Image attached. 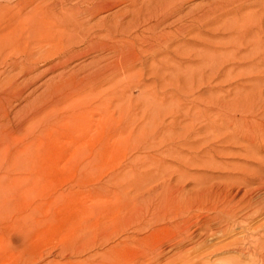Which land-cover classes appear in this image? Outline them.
Returning <instances> with one entry per match:
<instances>
[{
	"label": "rangeland",
	"instance_id": "374dc122",
	"mask_svg": "<svg viewBox=\"0 0 264 264\" xmlns=\"http://www.w3.org/2000/svg\"><path fill=\"white\" fill-rule=\"evenodd\" d=\"M30 1L0 0V5L13 3L12 9L0 10V48H5L0 49V93L13 95L9 103L0 99V131L5 139L8 135L12 136V143H15L13 149L24 140L31 141L37 137L46 143L36 144L29 154L15 162L12 170L9 169L15 178V192L11 197L14 202V229L11 244L0 246V264H228L230 260L238 261L234 252L238 248L249 249L255 264H264V143H254L253 138L235 133V139L218 142L219 137L209 138L203 127H206L209 118L216 117L211 114V117L202 118L197 110L200 112L204 107L207 83L203 84V80L197 86L195 81L198 76L193 74L201 71L203 44L204 40L212 38L207 34L212 27L206 30V24L199 22L201 20L196 15L207 10L213 0H164L166 3L163 6L157 5L158 26L154 32L160 40L150 50L144 49L147 48V41L142 44L132 37L136 32L146 36L150 34L143 29L146 27L142 22L134 28L128 27L126 33L115 36L106 33L105 24L118 21L123 13L130 10L131 0H106L111 9L92 13L85 9H92L98 0ZM254 1L246 0L236 16L251 17L252 11L259 15L260 5L252 3ZM163 15L166 18L164 22ZM192 16L196 17V22ZM233 16L226 15L219 24ZM126 19L128 17L123 22ZM263 21L264 18L262 27ZM191 24L193 26L189 28ZM177 26H187L188 29L185 27L184 30L188 32L177 34L180 28ZM36 31L45 36L37 34V38ZM111 36L115 39L112 40ZM132 43L135 49H131ZM33 45L35 47H31ZM23 49L33 53V69L26 75L19 72L22 66L13 68L9 65L12 60L25 62ZM138 53L140 57H136ZM120 57H132L123 64L130 65L129 69H122L121 64L115 62ZM143 57L146 65L141 63ZM154 68H157V73ZM180 71L188 73L183 75ZM11 82H14V89L9 87ZM123 83H129L128 87ZM122 86L131 89L123 97L119 95V87ZM86 94L95 97L93 104L85 108L75 106L76 97L80 99ZM146 96L157 106L167 103L165 108L177 101L174 105L186 108V112H179L177 116L174 112L166 114L164 122H157L160 127L149 125L139 113ZM64 98L67 101L72 99V103L65 104ZM173 98L176 100H171ZM201 99L205 100L203 105ZM62 103L65 105L62 106ZM119 104L122 108L117 109ZM135 105L138 109L133 107ZM126 106L136 109L134 114L130 113L136 121L130 117L128 122V118H116L117 110ZM106 111L113 115L108 113L111 117H105ZM52 112L55 114L51 115ZM186 114L190 117H185ZM34 116L38 117L33 119ZM44 116L47 118L44 119ZM173 116L181 120V126L175 123L176 127L174 122V125L170 124ZM81 121L87 125L91 122L88 125L90 130L86 131L87 126L82 133ZM141 122L146 126L143 136L139 131ZM122 125L126 129L123 134L126 140L123 139L122 145L110 154H96L113 131H118ZM75 130L81 133L77 134ZM170 131L174 139L172 135L166 136L165 133ZM72 132L73 139L76 137L74 140L70 137ZM175 132L181 135L176 136ZM150 137L154 138L151 142ZM117 138L113 136L108 144L114 143ZM178 142H182L179 146L181 150L176 146ZM169 148L174 153H169ZM4 161V157L0 158V176L5 175ZM139 176L143 184L136 186ZM151 188L154 192L147 198ZM128 194L139 205L143 202L139 214L127 209L125 202ZM137 238H142V241L137 243Z\"/></svg>",
	"mask_w": 264,
	"mask_h": 264
},
{
	"label": "bare ground",
	"instance_id": "6f19581e",
	"mask_svg": "<svg viewBox=\"0 0 264 264\" xmlns=\"http://www.w3.org/2000/svg\"><path fill=\"white\" fill-rule=\"evenodd\" d=\"M13 1V0H12ZM32 1V0H31ZM30 1V2H31ZM158 0H131L129 6L131 7L130 10L126 11L123 16L122 14V17L118 19V21L116 22H113V20L109 23H106L105 24V29H106V33L107 34H113L114 36L117 35V33H126V29L129 27H133L135 25H140V23L142 22V25L146 28H143L144 30H147L150 32V34L148 36L146 35H143L141 33H138L136 32L135 33V30L133 34L134 36H132L136 41H140L142 44L143 42H146L147 43L145 44L147 48H144L145 50L148 49L150 50L153 46L156 45L157 43V40H160V39H157L159 36H157V34L154 32V28L157 27V5H159L160 7L163 6L164 3H166L164 0L162 1H158ZM215 0L212 1L211 4H209L208 6V9L205 10V11H201L200 14L196 15L197 19L200 18L201 21L199 22H202L204 24H206L205 28L207 27L206 30H208L210 27H212V30H209L208 31V36L210 35V37L212 38H209L207 39L206 41L204 40V44H203V49H202V61H203V66L201 68V71L198 70V74L194 73L193 75H197L195 76L197 79V81H195L197 84V86L200 85V82H202L203 80V84L204 82L207 83V94H206V101L205 100H202V105L204 103V107L203 109H200L201 111L199 112V109L198 110V113L201 114V117L202 116H208L210 115L211 117V114H212V117H214L213 115H215V119H211L209 118V122L208 125L206 123V127H203V130L206 129L207 133H208V136H210L209 138L213 137V138H218V142L219 141H224V140H228V139H235L236 137L234 136L235 134H241L242 136L246 137V138H253L254 139V143H264V27L263 26V23H262V19L264 18V0H256L252 3H256V4H259L260 5V9H259V12L260 14L259 15H256V11H252L253 12V15H251V17H246V16H243L242 14V17H238L236 16L237 14H239V12L243 9V5L245 3L246 0ZM251 1V0H250ZM253 1V0H252ZM96 3V2H95ZM13 4V3H12ZM12 4H7L5 5L3 3V5H0V10H6V9H12L10 7H12L13 5ZM168 5V4H167ZM175 5V4H174ZM173 5V7H174ZM248 5V4H246ZM258 5V7H259ZM34 6V5H33ZM177 5H175L176 7ZM245 6V5H244ZM249 6H250V3H249ZM172 7V8H173ZM178 7V6H177ZM248 7V6H246ZM41 8V7H40ZM111 9L112 6L106 1V0H98L97 1V4L92 7V9L90 8H86L85 10L86 11H91L90 13L92 12H102V11H106L108 9ZM38 9V8H37ZM94 9V10H93ZM84 10V11H85ZM170 10V9H168ZM174 10V9H173ZM201 10V9H200ZM204 10V9H203ZM248 10V8H247ZM32 11V9L30 10ZM172 11V9H171ZM177 11V10H176ZM197 11V10H196ZM111 12V11H110ZM160 12V11H159ZM258 12V13H259ZM3 13V12H2ZM45 13V12H44ZM85 13V12H84ZM88 13V12H87ZM167 13V12H166ZM165 13V14H166ZM178 13V12H177ZM245 13V11H244ZM29 16H30V12L28 13ZM36 14V13H35ZM43 14V13H42ZM46 14V13H45ZM96 14V13H95ZM115 14V13H114ZM113 14V15H114ZM169 14V13H168ZM172 14V12H171ZM195 14V13H194ZM229 14H234L235 16H233L232 18H228L227 21H225L226 19L224 18V21L221 25L219 24L221 19L223 17H225L226 15L228 16ZM252 14V13H251ZM40 15V14H39ZM87 15V14H86ZM92 15V14H91ZM174 15V14H173ZM172 15V16H173ZM249 15V14H247ZM13 15H11L12 17ZM26 16V14H25ZM111 16V15H110ZM109 16V17H110ZM14 17V16H13ZM28 17V15H27ZM31 17V16H30ZM45 17V16H44ZM89 17V16H88ZM91 17V16H90ZM89 17V18H90ZM120 17V16H119ZM125 17H128V19L125 20V22H123L124 18ZM162 17H164L162 19V21L165 18V16L163 15ZM167 17V16H166ZM193 17V16H192ZM195 17V19H196ZM112 18V17H111ZM116 18V17H115ZM191 19V17H189ZM40 19V18H39ZM44 19V18H42ZM109 19V18H108ZM114 19V18H113ZM117 19V18H116ZM115 19V20H116ZM194 17H193V20H195ZM196 19V20H197ZM88 20V18L86 19ZM85 20V21H86ZM183 20V19H182ZM195 20V22H196ZM40 21V20H39ZM105 21V20H104ZM187 21V19H186ZM189 21V20H188ZM192 21V20H191ZM164 22V21H163ZM264 22V21H263ZM39 23H42V20L39 22ZM180 23V22H179ZM184 23V22H183ZM183 23L181 24V26L183 25ZM10 24V23H9ZM98 24V23H97ZM189 24V23H188ZM170 25V24H169ZM184 25H186V23H184ZM217 25V26H216ZM181 26H177L179 29H177L178 33L177 34H184L186 31L184 30L185 27L187 26H184V27H181ZM193 26V24L190 25L189 28H191ZM216 26V27H214ZM102 27V26H101ZM168 27V26H167ZM202 27V26H201ZM209 27V28H208ZM70 28V27H69ZM100 28V27H99ZM195 28V27H194ZM36 29V28H35ZM71 29V28H70ZM82 29H84L82 27ZM87 29V28H86ZM101 29V28H100ZM142 29V30H143ZM175 29V28H174ZM188 29V27L186 28V30ZM38 30V29H36ZM67 30V29H66ZM102 30V29H101ZM143 30V31H144ZM176 30V29H175ZM192 30V29H191ZM190 30V31H191ZM205 30V31H206ZM40 31V29L38 30ZM38 31H36V37H37V34H40L41 33H38ZM68 31V30H67ZM73 31V30H71ZM189 31V32H190ZM198 31H201L200 29ZM9 32V31H8ZM129 34H130V30L128 31ZM142 32V31H141ZM188 32V31H187ZM186 32V33H187ZM44 33V32H43ZM72 33V32H71ZM75 33V32H74ZM77 33V32H76ZM145 33V32H144ZM148 33V32H147ZM168 34V32H166ZM205 33V32H204ZM48 34V33H47ZM81 34V33H80ZM104 34V33H103ZM102 34V35H103ZM128 34V33H127ZM200 33H198L199 35ZM203 34V33H201ZM200 34V35H201ZM44 35V34H43ZM41 35V36H43ZM90 35V34H89ZM92 35V34H91ZM101 35V36H102ZM112 35V36H113ZM126 35V34H125ZM171 36L173 34H170ZM179 35V37H180ZM197 35V36H198ZM4 36V35H3ZM45 36V35H44ZM94 36V35H93ZM96 36V35H95ZM111 36V37H112ZM128 36V35H127ZM131 36V35H130ZM174 36V35H173ZM32 37V36H31ZM30 37V39H31ZM35 37V38H36ZM39 37V36H38ZM37 37V38H38ZM84 37V36H83ZM105 37H107L105 35ZM117 37V36H116ZM121 37V36H120ZM2 38V37H1ZM101 38V37H99ZM108 38H110V36H108ZM130 38V37H129ZM128 38V40H129ZM132 38V39H133ZM102 39H103V36H102ZM111 39V38H110ZM115 39L114 37H112V40ZM117 39V38H116ZM90 40V39H89ZM118 40V39H117ZM126 40V39H125ZM200 40V39H199ZM3 43H4V40H2ZM6 41V40H5ZM120 41V40H119ZM133 41V40H131ZM27 42V41H26ZM25 42V43H26ZM109 42V41H107ZM118 42V41H117ZM18 43V42H17ZM114 44V42H111ZM124 43V42H123ZM197 44H200L199 42H196ZM140 44V43H139ZM202 44V42H201ZM3 45V44H2ZM112 45V44H111ZM110 45V46H111ZM167 45V44H166ZM11 46V44H10ZM14 46V45H13ZM133 46V43L132 45L130 44V47L131 49L135 47H132ZM139 46V45H137ZM136 46V47H137ZM143 46V45H142ZM141 46V47H142ZM4 47V45H3ZM22 47V46H21ZM31 47H35V45L31 46ZM19 48V47H18ZM113 48V47H112ZM126 48V47H125ZM143 48V47H142ZM1 49V48H0ZM5 48H2L1 50H3ZM10 51H11V48H9ZM122 49V48H121ZM124 49V47H123ZM179 49V48H178ZM199 49V48H198ZM114 50V49H113ZM141 50V48H140ZM138 49V51H140ZM163 50V49H162ZM14 51V50H13ZM16 51V49H15ZM24 51V49H23ZM32 51V50H31ZM120 51V50H119ZM133 51V50H132ZM165 51V50H164ZM199 51V50H198ZM134 52V51H133ZM141 52V51H140ZM147 52V51H146ZM150 52V51H149ZM1 53V52H0ZM116 53V52H115ZM119 53V52H117ZM130 53V52H129ZM144 53V52H143ZM154 53V52H153ZM199 53V52H198ZM201 53V51H200ZM3 54V52H2ZM4 54H6V52L4 51ZM17 54V53H16ZM111 54V53H110ZM132 54V53H130ZM137 54V53H136ZM135 54V55H136ZM25 59H24V63H18L17 61L15 60H12L10 61V66H12L13 68H16L18 65L19 66H22L21 69H20V74L22 75H26L27 73H29L32 69H33V65L31 64L32 62V57H33V53L32 52H29V51H24L23 53ZM114 55V54H113ZM117 55V54H116ZM133 55V56H135ZM139 55V56H138ZM138 55L136 57H140V54L138 53ZM153 55V54H152ZM155 55V54H154ZM153 55V56H154ZM165 55V54H164ZM163 55V56H164ZM122 56V55H121ZM146 56V55H144ZM195 56V54H194ZM193 56V57H194ZM197 56V55H196ZM1 57V55H0ZM23 57V56H22ZM150 57V56H149ZM41 58V57H40ZM72 58V56H71ZM132 57H130L131 59ZM144 60H142V65H146L145 64V57H143ZM147 58V57H146ZM156 58V57H155ZM199 58V57H198ZM64 60L66 58H63ZM68 59V58H67ZM129 58L125 59V57H120L117 61L115 62H119L121 64V68H126L129 69L130 68V65L127 66V64H125V66H123L124 63H126V61L128 60ZM129 59V60H130ZM136 59V58H135ZM140 59V58H138ZM137 59V60H138ZM166 59V58H165ZM168 59V57H167ZM170 59V58H169ZM70 60V58L68 59ZM132 60V59H131ZM141 60V59H140ZM154 60V59H153ZM196 60V59H195ZM134 61V60H133ZM190 61V60H189ZM194 61V60H193ZM61 62V61H60ZM67 62V61H66ZM65 62V63H66ZM139 62V61H137ZM147 62V61H146ZM161 62V60H160ZM164 62V61H163ZM181 62V61H180ZM184 62V61H183ZM195 62V61H194ZM200 62V61H199ZM56 63V62H55ZM55 63H53L55 65ZM117 64V65H120V64ZM140 63V62H139ZM166 63V62H165ZM168 63V62H167ZM185 63V62H184ZM191 63V62H189ZM198 63V62H197ZM202 63V62H201ZM62 64V63H60ZM59 64V65H60ZM64 64V62H63ZM111 64V63H110ZM154 64V62H153ZM199 64V63H198ZM104 65V64H103ZM116 65V64H115ZM134 65V64H133ZM105 66H106V63H105ZM110 66V65H109ZM148 66V65H147ZM150 66V65H149ZM152 66V65H151ZM164 66V65H163ZM162 66V67H163ZM35 67V66H34ZM99 67V66H98ZM112 67V66H111ZM110 67V68H111ZM135 67V66H134ZM146 67V66H145ZM198 67V65H197ZM201 67V66H200ZM94 68V67H93ZM118 68V67H115V69ZM144 68V66H143ZM50 69V68H49ZM100 69V68H99ZM121 69V70H122ZM188 69V68H187ZM186 69V70H187ZM94 70V69H93ZM105 70V69H104ZM111 70V69H110ZM118 70V69H116ZM120 70V69H119ZM149 70V69H148ZM184 70V69H183ZM193 70H195L193 68ZM123 71V70H122ZM121 71V72H122ZM144 71V70H143ZM92 72V71H91ZM98 72V70H97ZM96 72V73H97ZM119 72V73H121ZM137 72H140V71H137ZM154 72L157 73V68H154ZM175 71H173V74H174ZM183 71H180V74H183L181 73ZM87 73V72H86ZM176 73H179V71H176ZM188 72H186L187 74ZM88 74V73H87ZM86 74V75H87ZM95 74V73H93ZM92 74V75H93ZM117 74V73H116ZM186 74H183V75H186ZM58 75V74H57ZM91 75V74H90ZM104 75V74H102ZM101 75V76H102ZM113 75V74H112ZM146 75V74H145ZM16 76V75H15ZM59 76V75H58ZM62 76V75H61ZM88 76V75H87ZM109 76V75H108ZM111 76V74H110ZM174 76V75H173ZM179 76V75H178ZM189 76V75H188ZM37 77V76H36ZM60 77V76H59ZM59 77L57 79H59ZM162 77V76H161ZM83 78V77H82ZM86 78V77H85ZM91 78V76H90ZM101 78V77H100ZM109 78V77H108ZM143 78V77H142ZM166 78V77H165ZM168 78H172L171 77H168ZM174 78V77H173ZM179 78V77H178ZM35 79L32 78V80ZM88 79V77H87ZM195 79V78H194ZM56 80V79H55ZM60 80V79H59ZM84 80V79H83ZM115 80V79H114ZM149 80V79H148ZM160 80V79H159ZM14 81V80H13ZM30 81V80H29ZM119 81V80H118ZM117 81V82H118ZM122 81V79L120 80ZM97 82V81H96ZM107 82V81H105ZM116 82V81H115ZM114 82V83H115ZM116 82V83H117ZM195 82H193L195 84ZM29 82H27L28 84ZM49 83H50V80H49ZM90 82H88L87 84H89ZM95 83V82H94ZM101 83V82H99ZM113 83V81H112ZM131 83V82H130ZM51 84V83H50ZM81 84V83H80ZM93 84V83H92ZM104 84V83H103ZM109 84V82L107 83ZM124 85H128V84H125L123 83ZM173 84V83H172ZM193 84V85H194ZM202 84V83H201ZM14 82H11L9 84V87L13 88L14 86ZM25 86V84H23ZM22 85V86H23ZM29 85V84H28ZM53 85V84H52ZM51 85V86H52ZM83 85V83H82ZM86 85V84H85ZM85 85L83 87H85ZM122 85V84H121ZM123 85V86H124ZM134 85V84H133ZM140 85V84H139ZM164 85V84H163ZM167 85V83L165 84ZM13 86V87H12ZM47 86V85H46ZM50 86V85H49ZM114 86V85H113ZM119 87L121 88V93L119 91V95L121 97H123L124 93L128 91L129 88H125V87ZM155 86H157V83L155 84ZM168 86V85H167ZM189 86V85H188ZM17 87V86H16ZM48 87V86H47ZM55 87V86H54ZM57 87V86H56ZM82 87V88H83ZM116 87V86H115ZM114 87V88H115ZM130 87V86H129ZM139 87V86H138ZM79 89H81V87L78 86ZM131 88V87H130ZM199 88V87H198ZM14 89V88H13ZM47 89V88H46ZM45 89V90H46ZM50 89V88H49ZM53 89V88H52ZM92 89V88H91ZM94 89V88H93ZM107 89V88H106ZM136 89V88H135ZM179 89V88H178ZM195 89V88H194ZM18 90V89H17ZM51 90V89H50ZM54 90V89H53ZM98 90V89H97ZM96 90V91H97ZM118 90V89H117ZM131 89H129L130 91ZM151 90V89H150ZM157 90V89H156ZM15 91V90H14ZM20 91V90H19ZM18 91V92H19ZM81 91V90H80ZM87 91H89L87 89ZM107 91V90H106ZM12 92V91H11ZM21 92V91H20ZM79 92V91H78ZM77 92V93H78ZM86 92V90L84 91ZM115 92V91H114ZM117 92V91H116ZM156 92V91H154ZM178 92V91H177ZM82 93V92H80ZM79 93V95H80ZM89 93H91L89 91ZM88 93V94H89ZM98 93V92H97ZM96 93V94H97ZM110 93V92H109ZM141 93V92H140ZM167 93V92H166ZM19 94V93H18ZM17 94V95H18ZM83 94V93H82ZM86 94V96L84 95L82 98L79 99V96L76 97L77 100L74 101L75 106L77 105L78 107H89L93 104V102L95 101V97L93 95H88ZM100 96V93H98ZM143 94V93H142ZM160 94V93H159ZM165 94V93H164ZM178 94V93H177ZM197 94V93H196ZM15 95V94H14ZM176 95V94H175ZM70 96V95H69ZM77 96V95H76ZM82 96V95H80ZM97 96V97H98ZM128 96V95H127ZM145 96V94H144ZM178 95H176L177 97ZM13 95H11L9 92H4L3 93H0V99L2 101H5L6 103H9L12 99ZM18 97V96H17ZM66 97V96H65ZM113 97V95H112ZM111 97V98H112ZM141 97V96H140ZM154 97V96H153ZM166 97V96H165ZM203 97V96H202ZM110 98V100H112ZM119 98V97H118ZM118 98H115L114 99H118ZM130 98V97H129ZM170 98V97H169ZM191 98V97H190ZM199 98V97H198ZM65 99V98H64ZM71 99V98H70ZM105 99V98H104ZM139 99V98H138ZM143 99V98H142ZM140 99V101L142 100ZM66 100V99H65ZM103 100V99H102ZM105 100H109V98L105 99ZM104 100V101H105ZM165 100V99H164ZM169 100V99H168ZM171 100H174L171 99ZM176 100V99H175ZM174 100V101H175ZM34 101V100H33ZM33 101H32V104H33ZM64 101V100H63ZM67 101V100H66ZM65 101V104L68 102L69 103H72V99L71 101ZM100 101V100H99ZM103 101V102H104ZM125 101V99H124ZM139 101V103L141 104V102ZM160 101V100H159ZM167 101V100H166ZM165 101V102H166ZM173 101V102H174ZM200 101V100H198ZM111 102V101H110ZM170 102V101H169ZM4 103V102H3ZM99 103V102H98ZM106 103V102H105ZM105 103L104 105H102V108L103 106H105ZM109 103V102H108ZM124 103V102H123ZM156 103V102H155ZM176 105H177V101L175 102ZM174 103V104H175ZM184 103V102H183ZM182 103V104H183ZM192 103V102H190ZM62 103V106L65 105ZM96 104V103H94ZM102 104V102L100 103ZM99 104V105H100ZM131 104V103H130ZM129 104V105H130ZM139 104V105H140ZM163 104V103H162ZM167 104V103H166ZM166 104H163L164 106H162L160 104H154L153 100H150L149 98H147L146 96V101H144V105L141 106L142 108L140 110V114H142V116L145 118V121H147L149 123V125H155L156 127H160V126H157V122H164V118H165V115L166 114H172L174 112V115L176 114L177 116V113L179 112H186L184 111L186 108H181L182 111H180L179 107H177L176 105L174 104H171V105H168L167 108L166 107ZM185 104V103H184ZM183 104V106H184ZM132 105V104H131ZM181 105V103H180ZM201 105V106H202ZM93 106H96V105H93ZM98 106V105H97ZM137 105L133 106L135 108L138 109V106L136 107ZM182 106V105H181ZM182 106V107H183ZM195 106V104H194ZM197 106V105H196ZM71 107V106H70ZM101 107V105H100ZM107 107V105H106ZM113 107V106H112ZM127 108H123L121 110H117V109H120L122 108V105H118V108L117 106L115 108H117V114H116V118H122V119H127L128 117H130V113L132 112L133 113V110L135 108H133L132 106L129 108L128 106H126ZM185 107V106H184ZM56 108V107H55ZM59 108V107H57ZM56 108V109H57ZM64 108V107H63ZM133 108V109H132ZM200 108V107H199ZM66 109V108H65ZM80 109V108H78ZM89 110V108H87ZM86 109V110H87ZM91 109V108H90ZM62 110V109H61ZM60 110V111H61ZM70 110V109H69ZM136 110V109H135ZM189 110V109H188ZM192 110V109H191ZM54 111V110H53ZM77 111V110H76ZM82 111V110H81ZM94 111V110H93ZM99 111V109H98ZM101 111V109H100ZM57 112V111H56ZM64 112V111H63ZM69 112V111H68ZM67 112V113H68ZM90 112V111H89ZM97 112V111H96ZM188 112V111H187ZM74 113V112H73ZM79 114V112H77ZM84 113V112H83ZM108 113L110 112H107L104 113V116L105 117H111L110 115H108ZM189 113H192V111H190ZM197 113V115H198ZM55 113L52 112L51 115H54ZM59 114V112H58ZM86 114V113H85ZM92 114V113H91ZM103 114V113H102ZM111 115H113V113H110ZM134 114V113H133ZM136 114V112H135ZM138 114V115H140ZM184 113H182L183 115ZM193 114V113H192ZM196 114V112H195ZM48 115V114H47ZM57 115V114H56ZM60 115V114H59ZM57 115V116H59ZM70 115V114H69ZM75 115V114H74ZM137 115V116H138ZM179 115V114H178ZM181 115V116H182ZM191 115V114H189ZM103 116V117H104ZM133 116V115H131ZM141 116V115H140ZM176 116L174 117L173 116V120L172 122H170V124H179L181 122V120H177ZM188 114L185 115V117H187ZM199 116V115H198ZM38 116H34L33 119L37 118ZM71 117V116H70ZM79 117V116H78ZM83 118V116H81ZM89 117V116H88ZM87 117V118H88ZM136 117V116H134ZM139 117V116H138ZM137 117V118H138ZM142 117V118H143ZM167 117V116H166ZM190 117V116H188ZM200 117V116H199ZM197 117V118H199ZM200 117V119H201ZM209 117V116H208ZM47 118V116H44V119ZM55 118V116H54ZM90 118V117H89ZM115 118V117H114ZM131 118V117H130ZM141 118V120H142ZM182 118V117H181ZM180 118V119H181ZM196 120H199L197 119ZM203 118V117H202ZM50 119V117H49ZM57 120L60 119V118H56ZM71 119V118H70ZM81 119V118H80ZM79 119V120H80ZM100 119V118H99ZM104 119V118H103ZM133 120V118H131ZM128 118V120H126L127 122L129 120H131ZM186 119V118H185ZM193 119V118H192ZM195 119V117H194ZM193 119V120H194ZM48 120V119H47ZM55 121V119H52ZM51 120V121H52ZM66 120V119H65ZM64 120V121H65ZM105 120V119H104ZM113 121H116L115 119H112ZM124 120V121H125ZM190 120V119H189ZM192 120V121H193ZM195 120V121H196ZM208 121V119H205ZM213 120V121H212ZM113 121L111 123H113ZM133 121H136L133 120ZM191 121V120H190ZM189 121V122H190ZM201 121V120H199ZM204 121V120H203ZM79 122V121H78ZM82 122V121H81ZM88 122V121H87ZM100 122V121H98ZM118 122V121H117ZM194 122V121H193ZM197 122V121H196ZM71 123V122H69ZM80 123V122H79ZM83 124L81 125V130H82V133H83V130L84 128H86L88 125L91 124H86L84 123V121L82 122ZM97 123V121H96ZM110 123V122H109ZM110 123V124H111ZM116 123V122H114ZM169 123V122H168ZM201 123V122H200ZM204 123V122H202ZM109 124V125H110ZM117 124V123H116ZM138 124V123H137ZM163 124V123H161ZM173 124V125H174ZM175 124V126L177 127V125ZM205 124V123H204ZM95 125V124H94ZM98 125V123H97ZM166 126H168L167 124H165ZM182 125V124H181ZM179 124V126H181ZM192 125V124H190ZM194 125H196L194 123ZM193 125V126H194ZM202 125V124H201ZM77 127V125H75ZM100 126H101V123H100ZM105 126V125H104ZM111 126V125H110ZM123 126V125H122ZM118 130V131H113V133L109 136L108 139H106V142L105 144L100 147L97 151H96V154L101 153H106V154H110L113 152V150L116 148V147H120L123 143V139L124 136L123 134L126 132V129H125V126H123ZM163 126V125H162ZM161 126V127H162ZM79 127V126H78ZM90 126H88V128H86V131L87 129H89ZM99 127V126H98ZM132 127H133V123H132ZM135 128L137 126H134ZM186 127H189L190 126L186 125ZM116 128V126H115ZM126 128H127V123H126ZM155 128V127H154ZM168 128V127H166ZM175 128V127H174ZM185 128V126H184ZM189 128H185L187 129V131L189 130ZM194 128V127H193ZM201 128V126H200ZM205 128V129H204ZM71 129H77V128H71ZM69 129V130H71ZM107 129V127H106ZM104 128V130H106ZM157 129V128H156ZM184 129V131H185ZM230 129V130H229ZM1 130V129H0ZM46 130H48V128L46 127ZM79 130V129H77ZM90 130V129H89ZM88 130V131H89ZM115 130V129H114ZM161 130V129H160ZM179 130V128H178ZM233 130V131H232ZM76 131V130H75ZM101 131V130H100ZM111 131V130H109ZM139 131H140V135L143 136V133L146 131V126H145V123L139 125ZM166 131V129H165ZM175 131H177L175 129ZM181 131V129H180ZM183 131V130H182ZM181 131V132H182ZM191 131V130H190ZM232 131V132H230ZM21 132V130H20ZM19 132V133H20ZM62 132H65V130H62ZM95 132V131H94ZM97 132V131H96ZM105 132V131H104ZM107 132V131H106ZM154 132V131H153ZM164 132V131H162ZM2 132L0 131V158H3L4 157V163H5V171H4V176L1 175L0 176V239L2 238V242L0 241V246L3 247L5 245H10L11 243V233H13V229H14V221H13V217H12V209H13V205H14V202L13 200L11 199L12 195L14 194L15 192V178L12 177V175L14 174H11V170L14 168V164L15 162L18 160V159H21L23 157H25L27 154H29L32 149L34 148V146H37L36 144L38 143H46L44 141V139H41L39 137L37 138H34L32 139L31 141H27V140H24V142L17 148L13 149V146L15 143H12L13 141V138L12 136L9 137L10 135H8L5 138H3ZM10 133V132H9ZM73 133L72 132V135H70V137L73 136ZM77 133V131H76ZM75 133V134H76ZM81 132L77 133V134H80ZM147 133V132H146ZM145 133V134H146ZM176 133V132H175ZM174 133V134H175ZM186 133V132H185ZM235 133V134H233ZM8 134V133H7ZM51 134V133H50ZM48 134V135H50ZM63 134V133H62ZM61 134V135H62ZM67 134V133H66ZM74 134V136H75ZM76 134V135H77ZM88 134V133H86ZM150 134V132H149ZM166 136H170L173 134L172 131H170L169 134L165 133ZM177 134V135H176ZM175 135L178 136L179 134L176 133ZM190 134V133H189ZM60 135V134H59ZM99 135V134H98ZM151 135V134H150ZM181 135V134H180ZM207 135V134H206ZM58 136V134H57ZM66 136V135H65ZM100 136V135H99ZM107 136V135H106ZM113 136H118V138L114 141V143L111 142V144L109 142V140L113 137ZM175 136V137H176ZM56 136H54L55 138ZM79 137V136H78ZM105 137V136H104ZM146 137V136H145ZM182 137V136H181ZM189 137V136H187ZM52 137H49L48 139H51ZM76 138V137H75ZM74 138V139H75ZM151 141H153L152 137H150ZM148 138V139H150ZM172 138H173V135H172ZM185 138V137H184ZM47 139V138H46ZM73 139V137L71 138ZM73 139V140H74ZM80 139V137H79ZM105 139V138H104ZM142 139V138H141ZM174 139V138H173ZM208 139V138H207ZM253 139H250L253 140ZM102 140V139H101ZM126 140V139H125ZM180 140V139H179ZM197 140V139H196ZM59 141V139H58ZM148 141V140H146ZM172 141V140H171ZM170 141V142H171ZM149 142V141H148ZM175 142V141H174ZM183 142V141H182ZM182 142L179 144V142L177 143L176 146H178L177 148H179L181 150V148L179 147ZM217 142V141H216ZM48 143V142H47ZM74 143V142H73ZM193 143V142H192ZM49 144V143H48ZM171 144V143H170ZM179 144V145H178ZM184 144V143H183ZM186 144V142H185ZM253 144V142L251 143ZM124 145V144H123ZM147 145V144H146ZM175 145V144H174ZM99 146V145H97ZM166 146V145H165ZM183 146V145H182ZM192 146V145H191ZM175 148V146H173ZM184 147V146H183ZM256 147V146H254ZM59 148V147H58ZM173 148V149H174ZM95 149V148H94ZM166 149V148H165ZM190 149V148H189ZM212 149V147H211ZM64 151V150H63ZM216 151V150H215ZM214 151V152H215ZM164 152V151H163ZM168 152V151H167ZM177 152V151H176ZM180 152V151H179ZM169 153H174V150H172L171 148H169ZM168 153V154H169ZM216 153V152H215ZM16 154H19L18 156H16ZM170 155H174V154H170ZM210 156V155H209ZM174 158V157H173ZM176 158V157H175ZM186 159V158H185ZM180 159H178L179 161ZM3 161V159H2ZM204 161V159H203ZM180 162V161H179ZM187 162V161H186ZM185 162V163H186ZM182 163V162H181ZM11 169V170H9ZM182 171V170H181ZM0 174H1V170H0ZM140 176H139V181L138 182H135V185L136 186H139L141 184H143L142 181H140ZM149 184V181L147 183V185ZM154 192V190L151 188L148 190V193H147V198L151 197L152 196V193ZM129 196V194H128ZM143 203V202H142ZM139 205V203L135 200L134 197H131L129 196L127 199H126V202H125V205L127 207L128 210L136 213V214H139L140 213V207H141V204ZM233 217V216H232ZM138 226V225H136ZM142 241V238H137L136 239V242L137 243H140ZM262 245V244H261ZM262 247V246H261ZM236 254H237V259L238 261L233 260V261H229L228 264H255L256 260H254V258H252V253L249 249H246V248H238L234 251ZM259 256V255H258ZM257 256V258H258ZM261 256V255H260ZM261 258V257H260ZM264 263V262H263Z\"/></svg>",
	"mask_w": 264,
	"mask_h": 264
}]
</instances>
